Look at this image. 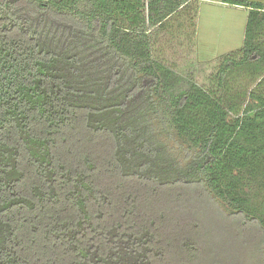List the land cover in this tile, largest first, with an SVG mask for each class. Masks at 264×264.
<instances>
[{
  "label": "trees",
  "instance_id": "obj_1",
  "mask_svg": "<svg viewBox=\"0 0 264 264\" xmlns=\"http://www.w3.org/2000/svg\"><path fill=\"white\" fill-rule=\"evenodd\" d=\"M190 1L0 0V264H225L218 227L264 240V0H224L243 45L206 83L158 42Z\"/></svg>",
  "mask_w": 264,
  "mask_h": 264
},
{
  "label": "rangeland",
  "instance_id": "obj_2",
  "mask_svg": "<svg viewBox=\"0 0 264 264\" xmlns=\"http://www.w3.org/2000/svg\"><path fill=\"white\" fill-rule=\"evenodd\" d=\"M247 17L248 9L244 6L230 5L224 0H192L170 18L169 29L158 42L179 71L194 74L199 82L206 83V77L219 64L218 57L243 45ZM193 20L197 34L190 26ZM217 232L211 249L225 264H264V240L258 227L248 229L247 237L241 240L223 237L225 232L228 234L225 228L218 227Z\"/></svg>",
  "mask_w": 264,
  "mask_h": 264
}]
</instances>
